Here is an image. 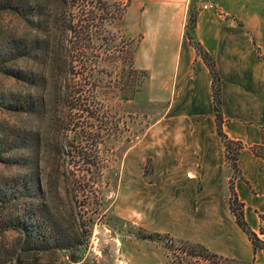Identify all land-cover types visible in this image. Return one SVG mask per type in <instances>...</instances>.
Returning a JSON list of instances; mask_svg holds the SVG:
<instances>
[{"label": "rangeland", "instance_id": "rangeland-1", "mask_svg": "<svg viewBox=\"0 0 264 264\" xmlns=\"http://www.w3.org/2000/svg\"><path fill=\"white\" fill-rule=\"evenodd\" d=\"M29 1L43 8L27 19L0 11V264H171L179 254L171 244L179 239L164 232L156 240L144 238L155 232L145 227L146 204L157 201L147 198L151 161L144 133L151 105L134 102L144 74L129 72L133 41L116 24L123 7L98 0ZM55 14L65 24L74 18L73 29L63 30L61 23L50 42L73 59L75 77L60 72V89L45 87L38 76L34 86L15 81L11 70L43 71L46 22ZM17 41L29 48L19 60L10 52ZM40 97L45 105L13 109L14 99ZM22 130L40 134L43 201L63 217L73 249L39 251L24 242L21 228L33 223L20 220L31 198L17 162ZM202 256L190 250L182 264H243Z\"/></svg>", "mask_w": 264, "mask_h": 264}, {"label": "crops", "instance_id": "crops-1", "mask_svg": "<svg viewBox=\"0 0 264 264\" xmlns=\"http://www.w3.org/2000/svg\"><path fill=\"white\" fill-rule=\"evenodd\" d=\"M100 2L123 7L116 24L133 41V69L144 74L134 102L151 105L147 198L157 201L146 204L145 227L264 264L227 204L232 178L247 224L264 241V159L252 150L264 146V0H211L214 10L200 0ZM191 14L194 38L221 78L222 133L241 146L235 174L217 133L212 75L186 32Z\"/></svg>", "mask_w": 264, "mask_h": 264}, {"label": "trees", "instance_id": "trees-1", "mask_svg": "<svg viewBox=\"0 0 264 264\" xmlns=\"http://www.w3.org/2000/svg\"><path fill=\"white\" fill-rule=\"evenodd\" d=\"M66 2V0H63ZM100 1V0H98ZM29 0H0V11H11L24 19L29 18L30 16H34L38 12H41V7L39 5V1L31 4ZM39 9L40 11L36 12L34 10ZM64 13V12H63ZM74 18H70L68 23L65 24V19L56 17L47 20L46 22V34L45 38L43 39L45 49H44V63H43V71L38 74L27 73L25 70L17 69L11 70L9 73L10 77L15 81H23L32 86H34V82L36 76L42 79L44 82V86L48 87L50 84L55 89H60V84L58 83V74L60 72L70 73L72 77H75L73 70V59L66 60L65 55L63 53V47L60 46H52L51 45V36L53 34V29H59L61 23H63V30L71 31L75 24L72 23ZM61 21V22H60ZM194 25H196V18L193 14L190 15L189 24H187V34L188 38L190 39V43L194 46L197 53L203 58L205 65L208 67L211 75H212V91H213V103H214V110H215V122L218 130V135L220 136L222 142L226 147V159L232 160V170L233 174L236 172V158H237V150L241 148L238 142H234L226 138V136L222 133L221 130V106H220V76L216 70L213 58L205 51L203 47L195 40L193 32H194ZM27 42H14L11 44V53H16V59L23 58L28 50ZM25 50V51H24ZM24 51V52H23ZM132 58V57H131ZM131 58L128 62L129 72L133 73V75H137L138 71L134 70L131 65ZM143 75V73L141 74ZM49 76V78H48ZM51 80V83H50ZM138 91V89L136 90ZM135 91V92H136ZM57 95V93H56ZM130 97V96H129ZM40 101V102H39ZM13 109H22L23 107L29 106L30 109H33L34 106L39 105L40 103L45 105L44 97L35 98L34 100H13ZM20 140V147L21 152L18 158V163L23 166L24 174H23V190H26V195L28 194V198L30 201L24 204V211L23 215L21 216L20 220L25 224L27 222L33 223L32 227L28 229L27 224L21 228L22 235L24 242L28 245L34 243V249L39 251H61L66 249H73L74 243L71 240V234L69 231L64 227L62 223L63 217L55 212L44 203V197L41 189V185L39 183V176H40V169H39V152H40V134L37 132L36 134L31 133V131L22 130V132L18 135ZM15 141V140H14ZM253 153L255 156L261 157L264 159V146H256L252 147ZM231 154L232 156H228ZM232 179V178H231ZM230 179V183L228 186V207L231 213L235 217V222L237 226L244 231L247 236L249 237L251 243L253 244L254 248L261 249L264 251V241L253 232V230L247 224V220L244 216V206L237 197V194L234 190L233 179ZM37 197V202L33 201V198ZM27 200V199H26ZM30 219V221H26ZM160 232H151L145 235L144 238L148 240H156L161 238ZM167 239L171 238V235L167 234ZM179 245H173V248L178 250L179 254L175 255V260L171 261V264H182L184 261V257L189 254L190 250L198 249L202 254L203 258L207 260V257H217L222 261H234L235 263H243V264H255L254 262H241L236 261L235 259L225 258L222 256H218L217 254L209 251L204 246L200 245V243H190V242H182L179 241ZM31 248V247H30ZM33 249V248H31ZM26 251V249L24 250ZM183 255V257H182Z\"/></svg>", "mask_w": 264, "mask_h": 264}, {"label": "built area", "instance_id": "built-area-1", "mask_svg": "<svg viewBox=\"0 0 264 264\" xmlns=\"http://www.w3.org/2000/svg\"><path fill=\"white\" fill-rule=\"evenodd\" d=\"M200 4H201V9H206V10H214L215 7L214 5L211 3V0H200Z\"/></svg>", "mask_w": 264, "mask_h": 264}]
</instances>
